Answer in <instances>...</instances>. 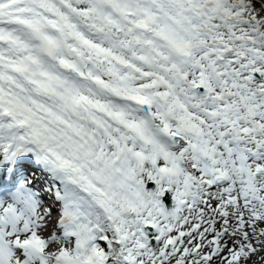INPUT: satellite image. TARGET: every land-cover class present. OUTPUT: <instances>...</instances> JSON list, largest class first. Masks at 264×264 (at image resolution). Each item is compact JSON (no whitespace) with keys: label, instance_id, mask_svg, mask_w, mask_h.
<instances>
[{"label":"snow or ice","instance_id":"snow-or-ice-1","mask_svg":"<svg viewBox=\"0 0 264 264\" xmlns=\"http://www.w3.org/2000/svg\"><path fill=\"white\" fill-rule=\"evenodd\" d=\"M0 264H264V0H0Z\"/></svg>","mask_w":264,"mask_h":264}]
</instances>
